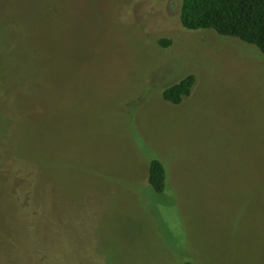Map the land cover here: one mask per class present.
Wrapping results in <instances>:
<instances>
[{"label":"rangeland","instance_id":"obj_1","mask_svg":"<svg viewBox=\"0 0 264 264\" xmlns=\"http://www.w3.org/2000/svg\"><path fill=\"white\" fill-rule=\"evenodd\" d=\"M181 3L0 0V264H264V55Z\"/></svg>","mask_w":264,"mask_h":264},{"label":"trees","instance_id":"obj_2","mask_svg":"<svg viewBox=\"0 0 264 264\" xmlns=\"http://www.w3.org/2000/svg\"><path fill=\"white\" fill-rule=\"evenodd\" d=\"M180 18L192 30H214L220 35L236 37L258 47L264 55V0H182ZM162 46L171 40L160 39ZM195 84L194 74L184 77L163 91L165 100L175 104L190 95ZM148 182L163 193L168 188V170L165 163L152 159ZM184 264H194L185 261Z\"/></svg>","mask_w":264,"mask_h":264}]
</instances>
